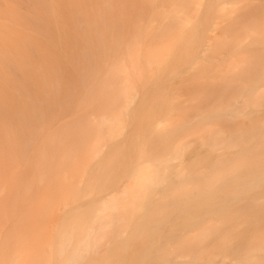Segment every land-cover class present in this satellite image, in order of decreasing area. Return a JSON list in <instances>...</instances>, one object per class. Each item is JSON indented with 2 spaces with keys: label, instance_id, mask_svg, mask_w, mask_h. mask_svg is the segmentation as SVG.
Returning a JSON list of instances; mask_svg holds the SVG:
<instances>
[{
  "label": "bare ground",
  "instance_id": "bare-ground-1",
  "mask_svg": "<svg viewBox=\"0 0 264 264\" xmlns=\"http://www.w3.org/2000/svg\"><path fill=\"white\" fill-rule=\"evenodd\" d=\"M79 1L68 12L81 25L75 52L88 64L107 53L109 76L93 92L97 96L105 87L112 88L105 107L114 115H102L96 127L89 128L84 113L73 127L85 135L94 132L96 140L125 127L127 107L138 91L133 73L137 77L142 68L147 69L139 85L142 107L131 112L142 121L135 123L137 133L111 143L104 158L94 163L130 164L127 180L119 186L122 194L109 192L96 202V213L120 208L141 213L130 219L129 232L143 241L139 252L144 264H264V4L239 10L244 7L237 4L241 0ZM22 2L29 6L30 28L46 32L47 45L56 46L57 38L48 35L59 17L54 14V0ZM36 6L42 11L35 12ZM224 16L221 34L211 35L208 31L218 24L213 18ZM0 27L10 33L6 26ZM23 45L35 55V41ZM15 47L14 53L26 51L24 46ZM8 51L0 46V66L8 69L3 84L11 78L10 89H25L27 94L17 106L0 105V115L28 118L39 93L44 95L47 89L39 85L34 90L36 82L32 84L29 72ZM221 53L227 61L218 64ZM131 69L133 73L128 72ZM176 69L193 75L190 86L195 92L185 99L180 94L173 97L175 92L166 88V78L178 74ZM209 70L212 75L207 77ZM59 80L40 81H47L57 95ZM195 100L197 106L191 110L187 101ZM96 213L93 222L102 218ZM94 229L88 227L89 235ZM101 234L96 232L94 237Z\"/></svg>",
  "mask_w": 264,
  "mask_h": 264
},
{
  "label": "rangeland",
  "instance_id": "rangeland-1",
  "mask_svg": "<svg viewBox=\"0 0 264 264\" xmlns=\"http://www.w3.org/2000/svg\"><path fill=\"white\" fill-rule=\"evenodd\" d=\"M76 1L79 0H67L65 5L60 0H54V14L59 17L57 22L51 23L52 32L48 35H54V39L57 38L58 41L54 43L56 46L50 47L46 43L49 40L46 32H36L30 28L26 18L29 6L22 0H0V24L10 30V33L0 31V46L8 47L9 57L17 59L23 70L29 72L32 84L36 82V86L32 85L36 87L34 90L37 91L39 85H45L47 89L44 95L39 93L40 98L32 105L34 110L30 117L15 115L11 118L10 115H0V151H3V158L0 160V264H66L68 261L70 264H144L139 252L143 241L129 232L130 219L140 217L141 213L120 208L97 214L94 209L98 205L96 202H100L109 192L120 191L121 184L127 180L126 172L130 164H100V161L97 162L99 164L94 163L104 158L111 143L137 133L138 125L135 123L141 124L142 121L138 119L139 114L134 115L131 112L142 107L140 104L143 103L139 101V85L145 80L143 76H147V69H141L142 75H139L142 79L138 78L140 76L136 77L132 69L128 70L134 74L133 77L130 74V77L138 84V91L127 107L125 127H117L109 132L110 137L97 140L94 132L85 135L81 128L73 127L84 113L88 115L89 124L86 123L89 128H95L96 121L102 115L107 118L114 115L112 110L105 107L112 88L105 87L97 96L95 93L110 73L106 72L107 53L95 56L93 64H88L89 62L75 52V42L79 43L77 29H81V25L70 18L68 12L78 7ZM237 4L244 6L239 9L243 10L249 4L263 5L264 0H241ZM199 7L203 10L205 6ZM41 9L43 8L36 6L35 12L39 13ZM213 20L218 24L208 32L211 35H220L226 25V17ZM41 28L44 30L45 26ZM34 41L36 53L32 56L28 54L29 48L23 42ZM244 41L249 42L250 37ZM15 46H24L26 53L19 49L14 53ZM69 47H72L71 51H68ZM220 55L218 64L227 61L224 53ZM7 70L4 65L0 66V105L17 106L21 104L19 100L26 97L27 91H12L9 87L10 76L5 81L7 85L3 84ZM176 71L178 74L166 78V88L168 92L172 90L170 93L175 92L173 97L180 94L185 99L192 95L193 75L183 72L182 69ZM195 73L197 74L196 70ZM211 73L209 70L205 74L207 76L212 75ZM56 77L60 79L57 95L53 94V88H50L47 81H40L42 78L54 80ZM183 77H188V80L182 81ZM94 83H97L96 87ZM92 94L95 96H91ZM177 99L180 100L179 97ZM90 100L92 104H89ZM187 102L191 104V110L197 106L196 100L194 103ZM189 108L188 112L191 113ZM190 130L192 127L186 134ZM5 138L9 139V143ZM119 191H116L117 196L122 194ZM94 213L102 217L99 222L91 220ZM90 225L95 228L91 235L88 233ZM96 232L102 233L101 238L100 235L94 237ZM98 239L100 241L97 242ZM80 253L84 258L80 257Z\"/></svg>",
  "mask_w": 264,
  "mask_h": 264
}]
</instances>
